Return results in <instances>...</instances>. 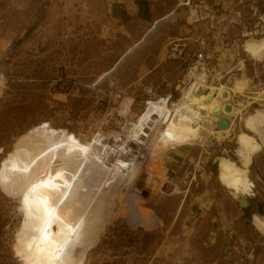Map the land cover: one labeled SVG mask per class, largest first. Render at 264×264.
<instances>
[{
	"label": "rangeland",
	"instance_id": "1",
	"mask_svg": "<svg viewBox=\"0 0 264 264\" xmlns=\"http://www.w3.org/2000/svg\"><path fill=\"white\" fill-rule=\"evenodd\" d=\"M262 14L264 0H0V77L9 81L0 90V170L17 139L38 126L78 138L122 136L149 101L181 99L195 80L191 69L203 73L209 86L230 89L229 103L240 112L229 118L232 130L225 138L210 135L219 131L216 121L204 122L206 130L187 150L166 145L152 160L144 149L139 162L153 177L149 188L145 179L133 188L140 195L131 201L162 226L132 223L133 205L123 189L85 264H222L224 240L206 246L208 219L191 206L211 190L264 264V217L254 226L249 214L240 218L239 212L264 207V147L236 152L242 139L256 138L242 119L264 111V60L245 51L264 35ZM207 89L197 94L207 96ZM129 100L126 117L122 110ZM219 157L229 159L219 162L231 164L241 187L253 192L247 209L219 183ZM33 255L20 201L0 190V264H31Z\"/></svg>",
	"mask_w": 264,
	"mask_h": 264
},
{
	"label": "bare ground",
	"instance_id": "2",
	"mask_svg": "<svg viewBox=\"0 0 264 264\" xmlns=\"http://www.w3.org/2000/svg\"><path fill=\"white\" fill-rule=\"evenodd\" d=\"M245 51L262 62L264 39L249 41ZM190 75L195 80L182 91L181 99L173 103L169 98L149 101L136 122L127 123L122 136L78 138L67 130L38 126L17 139L8 163L0 170V190L21 203L34 248L31 264H85L115 214L118 193L128 190L132 206L133 196L140 195V190L133 188L144 179L149 188L152 170L146 174L139 162L144 149L154 160L157 149L166 145L191 146L206 130L204 122L208 126L217 122L219 131L209 132L217 139L231 132L229 118L240 114L229 103L233 92L224 86H209L203 73L191 71ZM207 88L211 89L207 96L197 94ZM129 103L126 101L122 110L126 117ZM220 115L223 118L218 120ZM242 120L245 129L262 141L248 136L241 142L242 150L253 152L258 144L264 147V111L257 110ZM219 160H215L219 182L245 205V196L251 195L241 187V179L234 177L229 164ZM134 206L129 212L132 223L141 221L150 229L162 226L154 214Z\"/></svg>",
	"mask_w": 264,
	"mask_h": 264
},
{
	"label": "crops",
	"instance_id": "3",
	"mask_svg": "<svg viewBox=\"0 0 264 264\" xmlns=\"http://www.w3.org/2000/svg\"><path fill=\"white\" fill-rule=\"evenodd\" d=\"M205 9H208V7L205 6ZM257 94H259V93H257ZM242 127L244 128V130L246 132H248L245 129L244 123H243ZM241 133H244L243 130ZM248 133H250V132H248ZM255 137L262 144L260 137L259 136H255ZM263 139H264V134H263ZM183 148L185 150H187V148H189V147H183ZM238 150L239 151H236V152H238V155H240L239 152L246 153L242 150L241 144L239 145ZM219 158L227 159L225 157H219ZM227 160H229V159H227ZM230 161H232V160H230ZM230 165L231 164H229V166ZM222 186L225 188L224 185H222ZM229 193L231 194L230 191H229ZM251 194L253 195V192ZM231 196H232V194H231ZM248 197H250V196H245V199ZM233 199H234V197H233ZM234 200H236V199H234ZM191 204H192L191 205L192 208H195V210H197V211L201 210L202 211L201 217L208 219L209 228H208V236L206 238V246L208 248H212V247L216 246L219 241L224 240L225 247H226L227 251L224 254V257L222 259L223 260L221 262L222 264H259L258 261H256L254 254H252L250 248H248L249 241H248V239H246L245 231H243L241 228H240V230H237L235 227H233V225L235 223L231 220V217L228 218V215L225 214V211L222 209V207L217 205L216 197H215V191L211 190V192L207 191V192L202 193L200 195V197H198L196 200L191 201ZM243 206H245V205H243ZM217 207H218L217 211H214V208H217ZM253 208L254 207H252V211L251 210L250 211L245 210V211H243V213L241 211H239V212L242 214L240 218H242V216L247 217L250 215V221L252 222V224H254V226H256V222H260V220L263 219V217L258 213L259 206H257L256 209H253ZM261 209L264 210V207L261 206ZM247 221L248 220L245 219V222H247ZM244 224L245 223H243V221H241L239 224V227L243 226Z\"/></svg>",
	"mask_w": 264,
	"mask_h": 264
},
{
	"label": "built area",
	"instance_id": "4",
	"mask_svg": "<svg viewBox=\"0 0 264 264\" xmlns=\"http://www.w3.org/2000/svg\"><path fill=\"white\" fill-rule=\"evenodd\" d=\"M201 61V59H199V61L197 62V64H199V63H201L200 62ZM195 68H199V67H195ZM194 69V68H193ZM192 71V69L190 70V72ZM189 72V73H190ZM0 78H4L5 80H4V85H3V87H1L0 88V90H1V94L4 92V90L7 88V85L9 84V81H8V79L6 78V77H4V76H1ZM190 81V80H189ZM1 96L2 95H0V98H1ZM134 122H136V120L134 121ZM3 151H4V149H0V157L2 156V153H3Z\"/></svg>",
	"mask_w": 264,
	"mask_h": 264
},
{
	"label": "water",
	"instance_id": "5",
	"mask_svg": "<svg viewBox=\"0 0 264 264\" xmlns=\"http://www.w3.org/2000/svg\"><path fill=\"white\" fill-rule=\"evenodd\" d=\"M223 125H224V126H227L228 123L225 122ZM245 205H246V206H243L242 203H240V207H242V208H244V209H247V208L250 206V203L246 201Z\"/></svg>",
	"mask_w": 264,
	"mask_h": 264
},
{
	"label": "trees",
	"instance_id": "6",
	"mask_svg": "<svg viewBox=\"0 0 264 264\" xmlns=\"http://www.w3.org/2000/svg\"><path fill=\"white\" fill-rule=\"evenodd\" d=\"M262 15H264V14H262ZM261 39H264V35L262 36ZM261 39H260V40H261ZM262 207H263V206H262ZM258 213H259L262 217H264V210L261 209V206H259Z\"/></svg>",
	"mask_w": 264,
	"mask_h": 264
}]
</instances>
